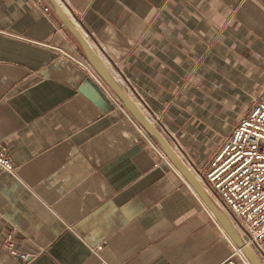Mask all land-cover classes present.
Listing matches in <instances>:
<instances>
[{"label":"crops","instance_id":"1","mask_svg":"<svg viewBox=\"0 0 264 264\" xmlns=\"http://www.w3.org/2000/svg\"><path fill=\"white\" fill-rule=\"evenodd\" d=\"M63 1L198 165L263 94L264 0ZM84 58L51 0H0V144L17 166H0V264H220L239 242Z\"/></svg>","mask_w":264,"mask_h":264},{"label":"built area","instance_id":"2","mask_svg":"<svg viewBox=\"0 0 264 264\" xmlns=\"http://www.w3.org/2000/svg\"><path fill=\"white\" fill-rule=\"evenodd\" d=\"M39 1L41 0H37ZM55 1L87 38V34L79 27L78 21L65 1ZM45 11H50V6L45 7ZM81 64L89 71L95 72L88 58H84ZM116 80L166 137L168 134L163 123L151 114L152 108L149 102L134 89L130 80L122 75ZM115 101L119 107L122 106L117 97ZM138 129L147 137L144 126L139 125ZM171 141L172 147L185 165L227 212L234 226L241 233L244 243L264 260V91L259 99L254 100L251 109L239 119L232 131L224 137L222 145L214 152L210 161L204 165L196 164L177 138L174 137ZM151 145L156 152L158 165L164 163L179 171L160 144L151 142ZM0 166L13 174L17 169L7 148L2 144H0ZM3 246L16 259L24 261L30 259V254L17 248L14 232L6 236ZM103 248V243L90 246L91 251L96 254H100ZM220 264L252 263L244 248L238 245Z\"/></svg>","mask_w":264,"mask_h":264},{"label":"water","instance_id":"3","mask_svg":"<svg viewBox=\"0 0 264 264\" xmlns=\"http://www.w3.org/2000/svg\"><path fill=\"white\" fill-rule=\"evenodd\" d=\"M56 11L64 23V26L70 31V33L75 37V39L80 43L83 50L85 51L88 59L91 61L96 70L100 75L107 81V83L115 90V92L121 97L127 108L133 113V115L143 124V126L151 133V135L163 146L168 156L171 158L173 163L177 168H179L182 173L192 182L196 187L205 201L212 207L217 216L226 225L229 231L234 235L236 240L239 242L249 257L253 264H263L253 253L252 249L247 246L243 238H241L235 228L232 226L224 212L220 207L214 202V200L208 195L205 188L202 186L200 181L197 179L195 174L185 165L179 155L176 153L167 138L160 132V130L149 120V118L144 114L141 108L138 106L136 101L126 92L122 85L116 80L110 71L108 65L103 59L102 55L96 51L88 39L82 34V32L77 28V26L72 22L70 17L65 13L61 6L55 1L51 0Z\"/></svg>","mask_w":264,"mask_h":264},{"label":"rangeland","instance_id":"4","mask_svg":"<svg viewBox=\"0 0 264 264\" xmlns=\"http://www.w3.org/2000/svg\"><path fill=\"white\" fill-rule=\"evenodd\" d=\"M183 146H184V145H183ZM184 149H185V150H187V148H186V147H184Z\"/></svg>","mask_w":264,"mask_h":264},{"label":"bare ground","instance_id":"5","mask_svg":"<svg viewBox=\"0 0 264 264\" xmlns=\"http://www.w3.org/2000/svg\"><path fill=\"white\" fill-rule=\"evenodd\" d=\"M210 193V192H209ZM211 195V194H210ZM218 203H219V201H218ZM220 204V203H219Z\"/></svg>","mask_w":264,"mask_h":264}]
</instances>
